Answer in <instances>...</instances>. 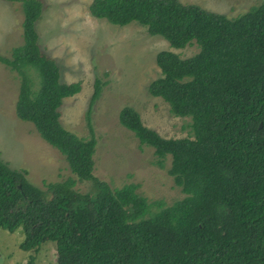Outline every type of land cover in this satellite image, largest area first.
<instances>
[{"label":"trees","instance_id":"obj_1","mask_svg":"<svg viewBox=\"0 0 264 264\" xmlns=\"http://www.w3.org/2000/svg\"><path fill=\"white\" fill-rule=\"evenodd\" d=\"M18 1L24 42L13 58L0 55L21 76L16 114L76 175L40 188L27 168L0 157V228L24 232L20 247L30 252L28 264L44 243L55 246L52 264H264V1L235 17L179 0H92L88 6L95 18L135 22L173 48L199 47L185 58L159 51L161 75L148 85L170 114L191 120V136L163 137L134 109L119 113V123L154 148L159 166L170 155L167 171L183 197L169 205L149 202L135 182L111 187L93 173L89 117V136L60 122L63 100L77 95L81 83L60 81L58 64L40 51L43 2ZM100 92L97 79L88 113ZM77 180L90 181L89 190L75 189Z\"/></svg>","mask_w":264,"mask_h":264},{"label":"rangeland","instance_id":"obj_2","mask_svg":"<svg viewBox=\"0 0 264 264\" xmlns=\"http://www.w3.org/2000/svg\"><path fill=\"white\" fill-rule=\"evenodd\" d=\"M92 0H41L43 10L36 29L40 51L53 58L60 69V81H79L80 92L63 100L60 107L62 126L76 136H89V117L96 145L93 173L111 187L126 182L137 183V191L149 202L162 200L166 205L183 197L165 165L157 164V155L150 145H141L132 131L119 123L124 107L134 109L143 124L163 137L191 136V120L169 113L167 104L148 91L149 83L161 75L156 54L169 50L179 57L199 51L195 43L173 48L160 35L131 22L124 26L98 19L89 13ZM238 16L264 0H179ZM25 13L21 1L0 0V55L13 58L14 48L24 42ZM32 78L36 87L39 77ZM101 92L91 110L88 106L96 80ZM21 76L0 63V157L14 168H27L28 179L40 188L44 182L76 177L63 154L44 141L34 125L17 117L16 104ZM79 192L89 190L90 181L77 180ZM24 232L11 233L0 228V264H28L29 251L21 249ZM34 255V264H52L53 243L42 244Z\"/></svg>","mask_w":264,"mask_h":264},{"label":"water","instance_id":"obj_3","mask_svg":"<svg viewBox=\"0 0 264 264\" xmlns=\"http://www.w3.org/2000/svg\"><path fill=\"white\" fill-rule=\"evenodd\" d=\"M260 126H261V123H260Z\"/></svg>","mask_w":264,"mask_h":264}]
</instances>
